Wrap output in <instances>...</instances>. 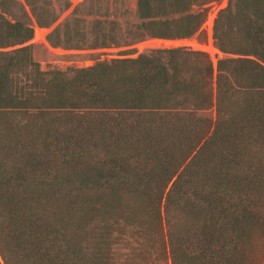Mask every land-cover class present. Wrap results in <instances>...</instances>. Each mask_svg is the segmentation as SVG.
Returning a JSON list of instances; mask_svg holds the SVG:
<instances>
[{"label": "trees", "instance_id": "obj_1", "mask_svg": "<svg viewBox=\"0 0 264 264\" xmlns=\"http://www.w3.org/2000/svg\"><path fill=\"white\" fill-rule=\"evenodd\" d=\"M208 1L137 0L132 36L190 38L206 17L190 8ZM14 3L0 0V49L33 36L5 17ZM111 34L91 47L117 45ZM213 39L252 59L214 70L206 55L175 48L40 73L30 45L0 53L5 264H115L113 248L142 230L147 246L165 243L161 264H262L264 0H232ZM212 107L213 119L198 115ZM126 247L120 264L150 262L142 246Z\"/></svg>", "mask_w": 264, "mask_h": 264}, {"label": "rangeland", "instance_id": "obj_2", "mask_svg": "<svg viewBox=\"0 0 264 264\" xmlns=\"http://www.w3.org/2000/svg\"><path fill=\"white\" fill-rule=\"evenodd\" d=\"M15 3L11 5L9 12H5V17L14 22L21 21L32 29V39L22 45L0 49V53H11L13 50L30 45V55L34 63L38 65L40 73H50L51 71L64 72L88 68L98 62L109 61L112 59H134L141 54L149 53L155 50H168L175 48H183L187 51L200 52L208 58L213 69L215 70L218 61L224 59H238L252 57H243L239 55L222 53L216 46L213 39V22L218 11L224 9L232 0H216L208 2H199L192 5L190 12L196 13L206 10L204 23L199 30L190 38L189 43L173 45L171 47L158 45L150 46L155 40L159 41H176L183 39H155L132 36L136 34V26L140 23L136 14L137 0H13ZM33 1V2H28ZM98 23V24H97ZM97 24V25H96ZM97 26V27H95ZM36 30L44 32L43 41H37L35 37ZM104 32L106 35L111 34L117 45L109 48L91 47L96 34ZM82 35V39L81 36ZM140 39V41H139ZM36 41V42H35ZM190 42H194L199 46H212L216 51L213 56L209 52L200 49H194L190 46ZM148 44V45H147ZM27 71V70H26ZM28 72V71H27ZM19 78L24 79V72H17ZM46 77V76H45ZM47 78V77H46ZM211 91L214 94L215 84L214 78L211 80ZM75 114V112H73ZM71 114V113H70ZM67 114V116H71ZM76 114H81L78 112ZM61 117L62 114L54 112V116ZM198 115L203 117L214 118V108L199 112ZM16 117L13 119L16 121ZM19 118V117H17ZM107 224H100L101 227L108 226L112 228L113 220L105 221ZM103 223V222H101ZM164 223V221H163ZM116 229V228H115ZM128 231V229H126ZM164 231V232H163ZM162 231L163 241H166L165 223ZM116 233H112V236ZM141 237L133 239L126 234L119 245L113 248L114 263L120 264L128 256V248L126 245L140 247L141 254L146 256L152 264V260L157 264H161L162 259L158 256L164 253V248L157 241L152 246H147L151 241V234L147 230L141 231ZM143 235L149 239H145ZM135 241H132V240ZM134 242V243H133ZM152 242V241H151ZM157 245V246H156ZM160 249H159V248ZM162 247V248H161ZM137 248V249H138ZM138 249V250H139ZM158 258V259H157ZM0 264H5L0 254ZM262 264H264V257Z\"/></svg>", "mask_w": 264, "mask_h": 264}, {"label": "bare ground", "instance_id": "obj_3", "mask_svg": "<svg viewBox=\"0 0 264 264\" xmlns=\"http://www.w3.org/2000/svg\"><path fill=\"white\" fill-rule=\"evenodd\" d=\"M76 1V0H75ZM43 33L44 32H42V31H38V30H36V32H35V39L37 40V41H43V38H44V35H43ZM36 42V41H35ZM154 44H156V45H163V46H167V47H170V46H172V45H180V44H187V43H189L187 40H185V39H183V40H176V41H159V40H155L154 42H153ZM148 45V44H147ZM150 45V44H149ZM151 45H152V43H151ZM190 46L191 47H193L194 49H200V50H205V51H207V52H209V54L211 55V56H213V54H215L216 53V51L212 48V46L210 45V46H208V47H203V46H199V45H197L196 43H194V42H190Z\"/></svg>", "mask_w": 264, "mask_h": 264}, {"label": "water", "instance_id": "obj_4", "mask_svg": "<svg viewBox=\"0 0 264 264\" xmlns=\"http://www.w3.org/2000/svg\"><path fill=\"white\" fill-rule=\"evenodd\" d=\"M150 46H153V47H157L158 45L152 43V45L150 44ZM173 46V45H172ZM171 47V46H170Z\"/></svg>", "mask_w": 264, "mask_h": 264}]
</instances>
